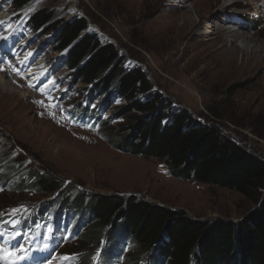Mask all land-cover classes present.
I'll return each mask as SVG.
<instances>
[{
    "label": "rangeland",
    "instance_id": "rangeland-1",
    "mask_svg": "<svg viewBox=\"0 0 264 264\" xmlns=\"http://www.w3.org/2000/svg\"><path fill=\"white\" fill-rule=\"evenodd\" d=\"M3 7L7 16L16 19L1 26L0 38L14 36L19 61L23 54L37 52V59L50 73L37 88L0 91V264H94L109 245V240L100 237L94 251L83 242L94 222L90 224L87 215L73 208L54 230L49 219L36 215L35 209L53 207L58 213L63 206L54 204L55 195L47 198L32 190L35 177L30 167L84 195L135 196L182 211L193 220L237 223L255 208L233 190L181 181L157 161L120 153L109 143L108 133L78 124L77 108L86 105L88 85L70 83L65 52L51 50L56 33L45 35L27 28V21L39 10L51 12L56 23L85 18L88 33L97 35L101 44L117 47L124 68L144 72L152 91L160 96V106L183 110L200 124L215 127L222 137L264 162V52L257 65L242 60L239 53L220 55L219 48L229 43L219 33L212 47L199 52L206 38L200 35V27H192L200 22L194 12L203 7L211 11L203 26L207 30L212 26L224 30L221 22L226 14L243 15L240 24L250 31L244 34L264 45V26L256 29L248 20L253 18L251 4L245 0H35L14 12L4 0ZM210 55L230 62L216 69L214 62L193 65L192 57L214 61ZM27 70L13 78L25 79ZM115 101L111 113L122 105ZM125 243L120 255L101 264H130L134 248L130 240Z\"/></svg>",
    "mask_w": 264,
    "mask_h": 264
},
{
    "label": "trees",
    "instance_id": "trees-1",
    "mask_svg": "<svg viewBox=\"0 0 264 264\" xmlns=\"http://www.w3.org/2000/svg\"><path fill=\"white\" fill-rule=\"evenodd\" d=\"M34 1L8 0L14 12ZM56 22L51 12L39 10L27 27L34 33H56L51 50L65 52L70 83L88 85L84 99L88 104L97 102L98 114L92 111L88 116L80 108L77 118H88L85 122L92 121L100 134L108 133L109 143L118 152L157 161L181 181L233 190L255 208L237 223L193 220L182 211L135 196L84 195L30 167L35 177L32 190L47 198L55 195L54 204L63 206L58 213L53 207L39 208L40 214L52 212L59 217L73 208L87 215L89 223H94L83 242L96 251L100 237L109 240L108 248L101 251L100 264L120 255L127 239L134 248L130 264H138L137 259L144 264H264V162L222 137L215 127L200 124L183 110L160 106V96L152 91L144 72L124 68L117 47L101 44L97 35L88 33L85 18ZM114 99L122 105L111 113ZM109 112L106 118L100 117Z\"/></svg>",
    "mask_w": 264,
    "mask_h": 264
},
{
    "label": "bare ground",
    "instance_id": "bare-ground-1",
    "mask_svg": "<svg viewBox=\"0 0 264 264\" xmlns=\"http://www.w3.org/2000/svg\"><path fill=\"white\" fill-rule=\"evenodd\" d=\"M173 1H183V0H173ZM248 4L253 6V18L248 19L251 24L256 25L255 28L258 29L259 27L264 26V0H245ZM215 2V0H213ZM4 0H0V29L3 27L5 23L13 22L16 19V16H7L5 14V9L3 7ZM188 9V8H187ZM192 9V7H191ZM194 12V11H193ZM211 12V11H210ZM210 12L207 10L206 7H203L202 10L195 11L196 17H198L200 22L198 24L190 23L192 27H196L202 29V33L200 34L205 39L204 45H199L198 48H203L199 52L204 51L207 48H210L215 43V37L217 33L220 34L221 40L227 41V45L229 43V47L223 45L224 47H220L219 50L220 55H230L233 57L237 53L241 55V59L245 60L248 63L254 64L260 63L261 54L264 52V45L255 42L251 37L246 36V33H250L249 27H246L243 24H240L241 20H245L243 15L239 18L233 14H226L224 18H222L221 25L225 29L222 30L218 27H210V30H207L209 27H203L208 20L210 19ZM239 18V19H235ZM184 23V22H183ZM182 23V26L184 25ZM250 23V22H249ZM202 25V26H201ZM250 25V24H249ZM2 26V27H1ZM217 26V25H215ZM186 33H181V36H184ZM13 37L8 34L2 35L0 38V91L6 93L7 91H12L13 93H17L15 89H27V88H37L39 85L42 84L43 80L47 77L50 73V68L44 67L41 63V60L37 59L38 53L30 52L28 55L23 54L20 61L18 57L20 56V52L16 47V41H13ZM19 37V36H18ZM217 37V36H216ZM213 39V40H211ZM241 41V45H237L236 43ZM206 42H208L206 44ZM218 50V51H219ZM31 54V55H30ZM220 55H210L209 57L214 61L208 62L205 58H193L192 62L193 65L197 62H202L205 64L214 62L213 68L216 69L218 65H222L225 67L228 65L230 61L224 60L223 58L219 57ZM262 58V57H261ZM264 60V58H263ZM256 64V65H257ZM27 68V73L25 74L24 78L19 77L17 79L13 78V76H20L23 74L24 69ZM218 74V73H217ZM11 86H8V85ZM14 87V88H13ZM3 94V93H2ZM8 94V93H7ZM30 99V96H27L25 99ZM35 98V97H32ZM31 98V99H32ZM35 101V100H34ZM37 111V110H35Z\"/></svg>",
    "mask_w": 264,
    "mask_h": 264
},
{
    "label": "snow or ice",
    "instance_id": "snow-or-ice-1",
    "mask_svg": "<svg viewBox=\"0 0 264 264\" xmlns=\"http://www.w3.org/2000/svg\"><path fill=\"white\" fill-rule=\"evenodd\" d=\"M3 22H0V24H2ZM0 70H2V69H0Z\"/></svg>",
    "mask_w": 264,
    "mask_h": 264
}]
</instances>
